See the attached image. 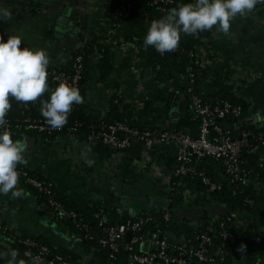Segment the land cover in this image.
<instances>
[{
	"label": "crops",
	"instance_id": "1",
	"mask_svg": "<svg viewBox=\"0 0 264 264\" xmlns=\"http://www.w3.org/2000/svg\"><path fill=\"white\" fill-rule=\"evenodd\" d=\"M107 1L0 0V35L5 39L8 35H20L21 48L44 49L49 57L48 66L53 68L68 65L74 50L90 40L107 44L114 55V70L106 79H100L99 53H92L85 82L87 111L100 120L108 117L113 96L118 94L136 107L135 113L141 116L140 107L154 84V73L147 64L144 48L142 56H138L129 43L134 31L115 27L107 17ZM208 30L210 35L197 53L208 78L214 81L229 77L236 93L250 104L254 122L264 123V7L256 4L251 12L238 13L230 21L227 33L219 23ZM180 79L188 84L187 76ZM9 101L10 109L25 103L14 97ZM192 108L193 103H188L181 94L171 112L142 118L147 125L164 122L169 128ZM226 124L231 128L237 123ZM21 141L26 145L22 154L26 167L41 173L70 200L86 205L96 202L111 205L123 214L157 207L158 202H169L173 194L178 199L175 210L179 217L195 226L214 222L224 211L225 207L200 190L190 177L183 178L175 189L170 187L177 166L175 143H160L148 153L142 149L137 156L124 151L103 158L90 143L71 132L51 138L30 134ZM143 195L152 200L136 198ZM2 228L13 234L42 236L54 246L68 247L83 259L93 255L84 249L79 236L49 217L33 190L19 182L8 193L0 192ZM11 251L8 243L0 239V264H9ZM252 252L247 248L234 264H244ZM20 260L17 257V264Z\"/></svg>",
	"mask_w": 264,
	"mask_h": 264
},
{
	"label": "trees",
	"instance_id": "2",
	"mask_svg": "<svg viewBox=\"0 0 264 264\" xmlns=\"http://www.w3.org/2000/svg\"><path fill=\"white\" fill-rule=\"evenodd\" d=\"M187 1L173 0L169 4L153 5L150 0H108L105 5L106 15L113 25L121 26L127 31H134V34L129 36V40L134 41V37L137 38L136 44L146 51L147 64L154 73V84L148 90L140 107L141 116L135 113L136 107L125 102L118 94L113 96L108 117L100 120L87 111L85 82L89 74L88 62L92 53L94 51L99 53L100 79H106L114 70V55L109 46L100 41L90 40L81 49L74 50L68 65L60 68L48 66L47 86L49 91L43 93L37 101H29L21 107L9 109L5 115L6 123L3 127L11 132L13 141L22 140L30 134L51 138L71 132L81 140L90 143L93 150L98 151L103 158L124 151L137 156L143 149L141 143H134L125 150L113 149L100 138L89 140L93 128H96V125L102 121H123L132 127L143 129L148 125L145 124L142 116L171 112L181 99V94L190 104L193 95L200 97L213 107H220L223 103L229 102L234 106H240L241 114L236 117L237 119H234V115L228 114L226 117L217 119V123L224 127L233 138H238L242 132L247 133V145L244 146L240 155V168L246 173L247 181L242 182L234 179V176L226 171V166L222 160L211 156L200 158L196 155L191 156L188 164L196 171L189 175L191 180L200 190L209 194L216 203L225 207L224 211L212 223V228L207 230L204 224L195 226L179 217L175 210L178 199L173 194L170 196L169 202H158L157 207L141 209L138 213L125 211L120 214L117 208L111 205H104L99 202L86 205L63 197L56 190L55 184L45 179L41 173L30 170L24 163H17V182L33 190L38 202L42 203L49 217L59 226L67 228L79 236L84 249L93 254L92 257L83 259L68 247L54 246L42 236L18 235L2 228L0 239L7 242L12 250H16L17 257L27 264H33V261L25 255V251L30 248L34 252H38L42 245L49 247V258L61 257L70 264H141L133 263L131 259L134 255L143 254L147 247V240L156 231H160L162 235L167 237L170 244L167 252L170 255L178 254V247L181 245L186 248L198 247L201 243V234L207 232L211 236V244L208 246L209 252L220 251L224 256L216 263L203 262L196 257H191L190 264H234L235 260L240 258L242 254L237 251L241 243L246 244L247 248L253 251V255L248 256L244 264H264V123H256L251 119L250 104L236 93L234 85L229 82V77L214 81H210L208 78V73L204 70L202 60L197 53L204 39L210 35L209 30L199 31L195 35H185L184 38L180 39L177 50L167 51L163 55L158 53L153 46H145L144 44V37L147 35L150 24L149 20L160 19L170 9ZM126 9L129 10V14L124 16L121 11ZM79 54L83 56L84 63L81 72L84 82L82 81L78 85L83 98L82 102L73 103L67 123L61 129L40 131L28 128L27 118L46 120L41 115V101L49 100L51 91L56 88L52 72L62 69L68 72L74 71L75 58ZM190 73L193 74V83L183 84L180 78L186 77ZM116 99L117 102H115ZM9 100H13V97L9 96ZM122 105H124L123 109L121 108ZM183 109L182 105L181 110ZM239 120H243V122ZM232 121L237 124L230 128L226 122ZM163 123L155 127H164ZM200 126L201 120L197 117L195 109L192 108L169 128L197 135ZM72 127H76V129H71ZM165 127L167 128V125ZM212 134L213 137L217 138L214 131ZM201 172L216 183L218 188L210 190L209 185L204 182ZM30 178L41 180L45 186L52 190L54 198L68 211L75 212L76 217L53 215L54 208L49 202L51 196L40 191L29 181ZM173 181H176V178ZM165 213H169L167 219ZM147 217L152 219L141 222L140 227L133 232V237L138 236L140 237L139 240L133 241L132 237L124 236L119 239L116 250L102 244V239L107 235L106 227L119 225L129 220L139 221L140 218ZM241 220L244 223H240ZM28 241L34 242L36 245H30ZM130 246L131 248H129Z\"/></svg>",
	"mask_w": 264,
	"mask_h": 264
},
{
	"label": "built area",
	"instance_id": "3",
	"mask_svg": "<svg viewBox=\"0 0 264 264\" xmlns=\"http://www.w3.org/2000/svg\"><path fill=\"white\" fill-rule=\"evenodd\" d=\"M173 0H150V3L155 5H164L172 3ZM264 7V3H257ZM165 9V8H163ZM121 13L124 16L129 14V10H123ZM157 20L152 19L149 22ZM115 27H118L114 24ZM134 34V33H133ZM137 38L134 41H129L135 48L138 56H142V48L136 44ZM175 48L174 50H177ZM157 51V50H156ZM158 52V51H157ZM167 52V51H166ZM158 52L160 54H165ZM84 67L83 56L77 55L74 63V71L68 72L65 69L55 70L52 72L55 87L61 81L67 82L73 87H77L82 79L81 72ZM188 83H193V74L187 75ZM118 100L116 99L115 102ZM192 103L197 117L201 120V126L197 135L187 131H182L173 128H166L160 126L148 125L143 129L132 127L123 121L100 122L93 128L89 136V140L93 138H100L102 141L113 149L125 150L134 143H141L145 152H151L154 147L160 143H175L177 144V166L173 172L171 181V188L180 184L181 180L189 175L195 173V168L188 164L192 155L197 157L211 156L218 160H222L226 166V171L234 176V179L242 182L247 181L246 173L240 168V155L242 154L244 146L247 145V133L242 132L238 138H233L228 134V131L217 123V119L226 117L228 114L238 117L241 114V107L234 106L229 102L223 103L220 107H213L211 104L204 102L200 97L193 95ZM252 119V118H251ZM28 128L37 129L40 131H52V128L47 120L30 119L27 118ZM62 128V127H61ZM59 128V129H61ZM71 129H76L72 127ZM212 131L217 134V138L213 137ZM256 149V148H255ZM203 175L204 182L209 185L210 190H215L218 185ZM176 178V181L173 179ZM29 181L35 185L40 191L50 195L49 202L53 206V215L58 217L71 216L76 217V213L68 211L62 204L54 198L53 192L44 183L36 178H30ZM169 217V213H165V218ZM151 217L140 218L139 221H127L119 225L106 227V237L102 239V244L116 250L118 248V241L126 236L128 231L132 232L131 237L133 241L139 240L140 237L134 236L133 232L140 227L141 222L151 220ZM212 223H204L207 230L212 228ZM244 223V221H240ZM201 243L198 247L186 248L181 245L178 247V254L170 255L167 252L170 246L167 237L162 235L160 231H156L147 240V247L141 255H134L131 262H138L141 264H190L191 257H196L200 261L216 263L224 258L220 251L209 252L208 246L211 244V236L205 232L200 236ZM31 245H36L34 242L28 241ZM131 248V246L129 247ZM49 247L42 245L38 252L32 249H27L25 255L33 261V264H70L64 261L61 257L49 258ZM239 259V258H238ZM237 260V259H236Z\"/></svg>",
	"mask_w": 264,
	"mask_h": 264
},
{
	"label": "clouds",
	"instance_id": "4",
	"mask_svg": "<svg viewBox=\"0 0 264 264\" xmlns=\"http://www.w3.org/2000/svg\"><path fill=\"white\" fill-rule=\"evenodd\" d=\"M257 3L264 0H195L194 3L180 4L160 19L153 20L144 37L145 46H153L164 53L177 48L181 35H195L199 31L219 27L227 33L230 21L239 13L251 12ZM4 17L8 13H3ZM20 35H0V192L8 193L17 184V163H26L23 153L26 145L21 140L12 139L11 132L3 127L5 115L10 109L9 96L16 101H35L46 91L47 66L49 57L44 49L21 48ZM82 96L77 87L61 81L49 100H42L41 115L54 129L67 123L73 103H81ZM16 195V193H13ZM247 245L241 243L237 251L245 253ZM9 264H17L18 253L10 252ZM19 264H24L23 260Z\"/></svg>",
	"mask_w": 264,
	"mask_h": 264
},
{
	"label": "water",
	"instance_id": "5",
	"mask_svg": "<svg viewBox=\"0 0 264 264\" xmlns=\"http://www.w3.org/2000/svg\"><path fill=\"white\" fill-rule=\"evenodd\" d=\"M141 15L144 16L143 13H141ZM148 24H149V22H148ZM82 81H83V80L81 79L80 82H82ZM15 104H22V103L16 102ZM160 104H162V103H160ZM122 107H123V106H122ZM122 107H121V108H122ZM234 119H237V118L235 117ZM239 121H240V122H243V120H239ZM136 198H137L138 200H140V201H151V200H152L150 197L145 196V195L140 196V197H136ZM131 235H132V232H131V231H128L127 234H126V237H127V238H130Z\"/></svg>",
	"mask_w": 264,
	"mask_h": 264
}]
</instances>
